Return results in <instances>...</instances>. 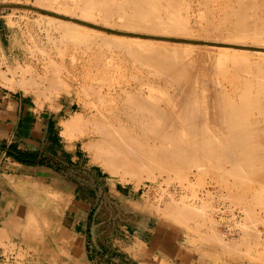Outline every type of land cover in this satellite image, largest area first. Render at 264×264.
Returning <instances> with one entry per match:
<instances>
[{"label":"rangeland","instance_id":"obj_1","mask_svg":"<svg viewBox=\"0 0 264 264\" xmlns=\"http://www.w3.org/2000/svg\"><path fill=\"white\" fill-rule=\"evenodd\" d=\"M96 1L95 0L94 1L93 0L92 1L91 0H89V1L85 0L82 3V0H0V4H11V3L26 4V5L34 6V7L41 9V10H32V9H25V8H18V7H1L0 8V28L2 29V33H3L2 40H3L4 46L7 49L8 53H10L9 56L4 57L3 62H0V68L2 66H4L3 69H7L6 71L1 70L0 75L3 78H6L7 74L10 73L13 75V77H18L21 82H22V80H23V82H24V80L26 81L27 76H29V75L32 76L34 79L37 78V82H39V83H37V92H38L37 96H38L39 109L50 108V109L56 110L58 108L59 100L64 95H65L66 99L71 104V108H70L69 113H67L62 119L58 120V126H57V129L60 133V138H62V140H63L62 144H63L64 155L66 154L69 156L68 164H65V158H64L63 172H61V168H59V173H61L64 176L63 183L59 184L60 187H58L59 182H57V180L54 179L50 185L48 184L45 186L46 187L45 190L42 189V187H41L42 184L39 183V191H38V197H37L38 217H36L38 219L37 231H32V232L29 231L28 228L30 227V225H29V223H27V226H25V230H23L21 233L22 240L19 241L18 243H13L10 240V243L7 246V247H9L7 250H10L9 251L10 254H8V259L6 260V262L1 261L0 264H51L52 261L55 258H57L58 254L60 253V249L58 248V245L61 244L60 239H61L62 233L59 230H61L62 227H59V224H60L62 215L66 213V208H68V209L70 208L71 214L74 211L78 212V210L80 213H83L82 215L85 214L87 232L92 233V234H87V238L88 237L91 239L93 238L95 240H98L100 243L107 242L109 240V241H111L110 243L112 244V242L116 238L120 239V240H123V239L126 240L127 238L125 237V235H126L127 230L130 231V230L137 229V225L139 226L141 224H148L150 229L154 231L151 233L152 236L149 239L152 241L153 245L158 250L157 261L159 262V264H173V263L169 262L170 261L169 252L166 251V253H164L163 250L160 249L163 241H166L165 245H167L169 247L174 246V244H177L179 246V248L183 249L184 253L190 255V257L193 258V263H191V264H264V233H263L264 232L263 231L264 230V218H263L264 217V208H263L264 205L262 204V206H261V203L259 204V202L264 203V200H263L264 199L263 198L264 197L263 196L264 189H262V193H258L259 197H261V196H263V197L258 198V195H256L257 192H259L257 190H261L262 187L264 188V183H263L264 178H263V176L259 177V175H264V174L257 175L258 174L257 173L255 175L254 174L255 172L254 173L249 172L250 173V176H249V174L246 173L245 176H247V174H248V176L251 177L250 183H251L252 187L249 189L255 188V190L257 191V192L253 191V189H252L250 191V192L253 191L252 193H250L248 191V188H247V187H250V183L246 185L247 182H245L246 180L249 182L248 176H247L248 178L242 177V178L246 179L245 181H243L244 185H246V186L242 185L243 186L242 187L240 185V187H239V184L237 183L239 178L236 180L237 177L235 175H234L235 177H230V176H233V174L231 175V173H230V176L228 175L232 169L230 162L228 163L227 161H224V160H219V161H221V162H219L216 159L214 160V158H213V160L217 163L216 165H215V162L213 160H211L212 162L207 161V164L210 163L208 165L205 164V162H204L205 166L203 163L200 164V166L203 165L204 167H206V165H207V167L209 166L207 170H206L207 167L202 169L203 167L199 166L200 167L199 168L198 163H196L195 166H193L194 165L193 164L192 165L193 167L189 166L188 167L189 172L187 169H185L187 167H184V168L182 167L181 168L182 173L185 171L183 173L184 176L181 175L182 174L181 170H178L181 174H178L179 172H177V174H178V176H177V174H175L176 171L172 172L173 170H169L167 172L165 171V172L160 174V171L158 172V170L156 169L154 171L155 174L158 173L157 174L158 178L156 180L143 178L140 182L137 183L138 180L135 178H132L129 175H127V177H126L127 180H122V178H120V176L115 175V174H111L109 171L104 169V167L102 166V164L100 162L94 160L91 157L88 150L83 147L80 140L70 137L69 134L63 133V130L61 127V122L63 120H67L68 118H70V116H72L74 114L78 115V113L79 114L81 113V115H83V118L85 120H88L90 118L88 116L91 115L92 112L95 113V111L99 108L100 103H98V100H100V98H102L100 100V102L101 101L105 102V100L109 101V103L106 102V104H105L107 107H104V103L102 104V102H101V105H100L101 108L104 107V109H106L109 107H113V104L115 105L116 103H117L116 105H119L121 103V99L122 98L124 99L127 96L125 94L122 96V98H121V96L118 97V94L121 93L119 91V87L121 88L123 86L125 87V88L123 87V89H127V90L129 89L130 91L133 89V91H131V94H135V92H136L135 90H138V88H136V87H139V89H140L141 86H144L143 92L144 91L145 92L143 93V96L145 97L146 93H147V95L150 96V93L152 92L153 88H155V85L157 86L159 84L158 85L159 87L157 86L156 90L158 89V91L160 92V95L155 94L156 90H154L153 97L150 96V100H151V97H152V99L154 97L155 98L157 97L158 101H157V99H154L153 101L156 100L159 103L160 107L162 108V106H163V108H166V110L170 107V105L175 106V104H176V106L178 107L179 104H177V103H180V101H178L179 99L176 98V96H174V95L178 93L177 96L179 94H180L179 96H181L184 93L182 90V87L178 88L180 86H176V82L174 83L173 81H171L170 80L171 78L168 79L167 75H166V77L163 76L164 73L160 74L158 71L153 69V68H155L154 66L150 65V67H151L150 68L148 66V64L146 62H144L142 59H141L142 60L141 61L142 65H141V62L139 60L140 58L138 57V59H137V57L135 55H133V51H131L130 49H129V51H127L128 52V54H127L126 50L128 49L129 46L126 47V45H130L132 43H134V45L136 44L135 46L139 45L140 48L142 47L141 45L144 43L146 44V46H148L149 44L151 45L152 42H153V45L157 44L156 42H158V45L161 44L159 46L155 45V47L157 46L158 48L160 46H162L163 44H166V46L168 45V47L172 49V50H170V51H172V54L174 53L173 46H175V45L178 46L177 49H181L179 51L180 52L182 51L183 54L181 53L180 56L178 53H175L174 55H172L170 52L169 57L171 58L173 56L171 59L172 60L175 59L176 61L178 59L175 57L179 56L178 58H180V60H182L181 56H182V58L185 57L186 60L183 59V61H185V64L187 63L186 67L189 63L188 67L186 68V72H188V75L191 76L192 87L197 91L198 96L200 97L198 99L197 98L198 96L196 97V95H195L194 98H196V100L195 99L194 100L200 101L201 104L203 103L202 106H204V104L209 105L212 98H215V97H216V99L221 98V97L216 96L220 92L219 90H221L220 93H222V92H224V90L228 92V89H229V91L233 95L236 96V92H234L235 94L233 93V90L235 88L232 90L233 86L232 85L229 86V83L231 84V81L227 82L228 79H225V78L223 79L222 76L224 74H222L221 69H219V67L221 68L220 62L225 63L224 61L219 60V59H221V56L223 57L222 59H224V56L226 55V58L228 60H230L226 53L224 54V52H221L223 49H225V47H228L227 45L216 46V45H211V44H207V43L204 44V42H203V44H201V43L196 44V43H193L190 41L182 40V38L185 35H180L178 32H176V33L179 35H176L175 32L173 34L172 33H170V34L166 33L165 34L163 32H157L156 33V32H150L147 30L143 31V30H140V28H139V30H138V28L130 29L133 27V25L135 23H133L131 21V23L133 25L131 24L132 27H130V25H129L130 20L129 19L133 18L134 17L133 15L137 16L139 14L143 20H141V18L139 20L138 16H137V18H133L131 20L136 19L139 21H144V20L149 19V17L145 16V14L147 16H149V13L153 11V10L152 11L149 10V8L153 7V6L149 5L150 4L149 2L153 1V3H154L157 0L156 1L155 0H147V1L144 0V1H142L143 2L142 4H140L141 0L137 1V3H134L136 1L132 0V2L134 1L133 5L137 4L138 6L135 5L134 7H136V8L133 7V9H132V7H131L132 5H130L131 11L129 9H126V5H128L127 6V8H128L129 4H131L132 2L129 4L127 3L125 5L126 0H114V3L111 0H108L109 2H107V0H105V1L104 0H100V1L96 0ZM101 1L102 2L104 1V2L102 3ZM162 1L163 2H161V0H160L161 3H158L159 2L158 1V2H156V5L154 4L156 6V10L161 7L160 5L163 6L165 4L166 7L164 6V7H162L163 9L161 8L163 12L160 9L158 10L159 14H160V12L165 13V14L161 13L162 17H164L165 15H168V12H165V8L169 9V6H170V10L173 12V10H175V9L178 10L179 8H181V6H182V8L184 6V8L182 10L179 9L178 12H180V11L181 12H180V14L179 13L178 14L181 15V17H179V16L178 17H179V19H182V18L186 19V18H188V15H190L189 16L190 19H187V20H189L190 28L193 29V30L192 29L191 30L194 31V32H192L189 29L190 33H191L190 37H193L196 39L204 38L203 35L207 36L206 34L209 33V31H207V29L212 30L213 26L216 27V26H220L223 24H225V26H227L226 25V23H227L229 26L228 28H230L232 25H230L229 23L231 22L232 24H234L233 19H235V16H234V14H231V12L228 8H227V10H229V11H227L225 9V14L230 12L232 17L228 13V16H227V14L224 15V16H227L226 19H228V21H225L226 23L223 22V24H221L222 22L221 23L217 22L218 21L217 18H218V16L220 17V14H221V18H223V16H222L224 13L223 9L227 7L226 6L227 3L229 4V5L227 4L228 7L233 6V10L231 9V11H234V7H236L235 3H237L234 0H230V1L229 0H216V1L214 0L215 2L213 0L212 1L207 0V4L209 6L207 4H204L206 2L205 0H203V2H202V0H200V1L199 0H190V1L189 0H185V1L180 0V2L177 1L178 2L177 5H180V7L179 6L174 7L173 10L171 9V6H175L177 3L176 1L174 2L175 5L173 3L174 0L170 1L171 4H173V5H169L168 7H167V5H168L167 1L169 2V0H162ZM187 1L192 5L190 8H187L188 6L187 7L185 6V5H187ZM191 1H192V3H191ZM251 1H253V0H251ZM251 1H248V2L250 3ZM90 2H93V3L96 2L95 4H99V3L100 4H99V6H97V5L92 3L94 6H96L94 8V6ZM105 2L110 3V4H108V5H110V7L108 5H104ZM145 2H148L149 4L145 3ZM208 2H210V3H208ZM224 2H226V3H224ZM254 2H255V0H254ZM254 2L252 3L253 5H254ZM256 2L258 3L261 1L256 0ZM75 3H77V5ZM144 3L146 4V6L147 5H149V6L146 7ZM153 3H151V4L153 5ZM166 3H167V5H166ZM189 3H188V5H189ZM198 3H199V5H198ZM257 3H256V5H257ZM102 4L105 7H109V8L112 7V8L109 10V8L108 9L105 8ZM123 4H124V6H122ZM220 4H222V5L225 4L226 7H224V5H223L224 8L222 7V9H221ZM263 4H264V1L261 2V4L260 3L258 4L260 6L257 5L258 6L257 7V10H258L257 13H260V11H261L260 14H262V11H264L263 10L264 7H262V6H264ZM49 5H51V6H49ZM88 5L92 6L93 9H92V7H89ZM158 5L160 7H158ZM217 5L220 6L219 8L221 9V11L223 13L221 11H218L219 8L216 11L215 6H217ZM67 6H68V8L71 6L72 7L68 9ZM139 6H140L141 10H139ZM141 6L142 7L145 6L146 8L145 7L142 8ZM205 6H206V9H210L209 10L210 12L205 11L206 10ZM213 6H214V8H213ZM62 7L64 10L62 9ZM78 7H80V8H78ZM185 7L187 8V10H184V9H186ZM208 7H211V8H208ZM121 8L126 10L127 12L130 11L129 14L132 13V15L128 14L125 16V14H127V13L124 12L125 14H123V12H121V11H123ZM79 9H81V10H79ZM103 9H104V11H103ZM134 9H136L135 11L137 13L142 11L141 12L142 15H141V13H139V14L135 13L134 14L133 13ZM144 9L146 12L143 11ZM211 9H212V11H211ZM86 10H87V12H85ZM108 11H112V15H111V13H108ZM148 11H149V13H147ZM154 11H155V9H154ZM92 12L95 14V16ZM106 12L110 15H107ZM157 12L155 11V13L157 15H159ZM219 12H221V13H219ZM91 13H92V15H91ZM175 13H177V12H174V15H175ZM206 13H208L209 15ZM215 13H216V15H215ZM232 13H234V12H232ZM118 14L119 15L121 14V15L119 16ZM122 14H123V17L125 16V18H127L129 20V22L126 19L123 21V22L127 21L126 24L122 23V20L124 19V18L122 19ZM150 14H152V13H150ZM154 14H152V18L155 17V18L159 19V17H156L157 15H154ZM178 14H176V15H178ZM199 14H202L203 16L206 14L204 16L205 20H204L203 16L201 17V15H200V17H199ZM60 15L66 16L67 18H63ZM186 15H187V17H186ZM88 16L89 17L92 16V18H89ZM93 16H94V18H93ZM111 16H113L112 19H111ZM117 16H118V18H115ZM143 16H145V17L143 18ZM214 16H216V17H214ZM107 17H108V19H107ZM208 17L209 18L212 17L214 19V22H216L215 24H213L214 23L212 21L213 19H211L213 26L208 24V20H210ZM258 17L260 18V16H258ZM49 18L52 21H50ZM101 18H102V20H100ZM215 18L217 21H215ZM221 18H219V21L222 20ZM230 18H231V21L229 20ZM117 19H119L120 21ZM150 19H151V16H150ZM192 19H193V21H194V19H196L194 21L196 23H198V21L200 19H203L202 20L203 22L200 20L199 23L201 25L203 23L204 24L207 23V24L206 25L203 24L204 25V26H202L203 29L201 32H199L198 30H201L200 29L201 26H200V28L199 27L196 28V26H198L200 24H198V25H195L196 23L193 24ZM263 19H264V16L262 17V21H264ZM62 20H64V21H62ZM75 20H82V21L86 20V22L101 25V26L107 27V28L112 29V30H118L121 32H128V33H130V35L129 34L128 35L122 34V36H121L122 39L119 37V39L117 40L118 35H120V34L103 31L101 29H100L101 31H99L97 28H94V27H91L88 25L85 26V24L79 23ZM105 20H107L109 23H112V25L109 24L108 22H106ZM60 21H62V22H60ZM65 21L70 22V23L75 22V23L81 25V27L85 26L84 28H81L82 29L81 31H84L83 29H85V28H86L87 32L89 30H92V31L88 32L91 35H88V37H86V41H85V39L83 40L81 38L82 36L79 37V35H81V33L85 34V32H81V33L79 32L80 26H79V28H77L78 29L77 32L80 33V34L77 33V35H78L77 36L75 33V30H72V29L68 28L66 25H64V24H66V23H63ZM116 22H117V24H116ZM190 22H191V24H190ZM119 23L121 25H119ZM217 23H219L220 25H218ZM122 24H124V25H122ZM142 25H143V23L140 24L139 26L141 28H143ZM208 25H209V27L207 29H205L206 26H208ZM139 26H137V27H139ZM87 27L88 28L90 27L89 30L87 29ZM222 27L223 26H220V28H222ZM233 27H234V25L231 28H233ZM228 28H226V29H228ZM224 29H218L222 32L218 31L217 29H215L214 31H210L211 34H209V36H212V35L215 36L217 34V33L215 34V32H220L218 34H221V37H214V36H212V37L213 38H220V39L224 40L223 37L226 38L227 35L231 36L229 34L225 35V33H228V32L226 31L224 33V31H223ZM64 30L68 31V34H69L70 30L72 32L74 31L73 33H75V35H76V37H75L76 41H75V38H73L72 40L67 39L69 37H67L68 35H66V36L64 35V32H65ZM203 30H205V32ZM179 32H181V31H179ZM88 33H86V34H88ZM204 33H206V34H204ZM222 33H224L223 36H222ZM163 34H165V36H162ZM53 35H54V37H53ZM124 35H125L124 38L127 37L126 39H123ZM198 35H199V37H198ZM89 36H91L92 38H89ZM128 36H130V37H128ZM134 36L137 38H135ZM77 37L81 38L83 41L80 39L77 40L78 39ZM132 37H134V38H132ZM231 37H233V36H231ZM53 38H54L55 42H53L54 41ZM70 38H72V37H70ZM94 38H95V40H92ZM109 39L111 41H108ZM73 40H74V43H73ZM103 40L104 41L106 40L108 42L104 43V45H103V42H102ZM115 40H117V41H115ZM161 40H163V41H161ZM62 41H64V42H62ZM113 41H114V43H113ZM165 41H166V43H165ZM185 42H187V44L192 43L195 45L193 47L191 46V48H187L188 46H186V48L184 49L182 47H185V46H183V45H186V44H183ZM98 43H99V46H98ZM147 43H149V44H147ZM168 43H170V44H168ZM247 43L249 44V46L245 47V49L246 50L249 49V50L245 51V54H246V52H247V54L249 53L250 55L249 54L248 55L253 60L250 57L249 58L252 61H256L255 60L256 58H257V60L259 59L261 61V59L263 58L262 59V62H263V60H264V53H263L264 52V45H263L264 42L262 44L263 47H254V42L252 43L251 39L248 37ZM118 44L122 45V46H119ZM207 45H208V48H207ZM115 46L117 47V49ZM132 46H133V44H132ZM132 46H130V47H132ZM163 46L166 47L165 45H163ZM212 46H213V48H212ZM87 47H88V49H86ZM215 47H216V49L220 48V50L217 49L215 51ZM203 48H204V50H203ZM188 49H190V50H188ZM251 49L254 50V53H253V50H251ZM256 49L258 51L263 50L262 51L263 54L262 53L260 54V52H261L260 51V52H258V55H257V52H255V51H257ZM148 50L149 49L144 50L145 51L144 53H147ZM185 50H187L186 51L187 56L185 54ZM31 51H33V52H31ZM139 51H140V49H139ZM151 51H152V53L154 52L153 50H151ZM231 51L232 50H230L229 52L235 53L234 51L233 52H231ZM220 52L223 55H221ZM229 52H227V53L230 54ZM188 53H190L189 56H188ZM206 53H209V54H206ZM218 53L220 55H218ZM237 53H235V54H237ZM149 54H151V53L149 52ZM129 55H131V56H129ZM176 55H178V56H176ZM205 55L207 56V58H205L206 57ZM237 55L241 56L242 54L239 53ZM259 55L262 56V58L261 57L259 58L258 57ZM73 56L75 58V61H74V58H72ZM132 56H134V57H132ZM191 56L195 60L192 59ZM208 56H209V58H208ZM187 59L188 60L192 59V60H190L191 62L190 61L188 62ZM62 60L65 61L66 66L64 64L60 65V63H61L60 61H62ZM76 60H78V61H76ZM134 60L136 62H134ZM138 60H139V62H138ZM196 60H198V61H196ZM94 61L96 64L94 63ZM183 61H182V63H183ZM225 61H226V63L224 65H226V64H228V65H226V69L224 68V70L225 71L229 70L230 72H233V70H231V69H234V67L232 68L233 65H231L232 62L231 61L227 62V60H225ZM54 62H56L55 63L56 65H54V66L55 67L57 66L58 69L54 68V66L52 65V63H54ZM101 62H103V63H101ZM197 62L200 64H196ZM217 62H219L218 66H215L217 64ZM58 63H59V65H57ZM145 63L148 67L145 65ZM206 63H207V65H206ZM143 64H144V66H143ZM208 64L210 65V68H209ZM212 64H214V65H212ZM182 65H184V63ZM190 65L192 67H190ZM197 65L200 67H198ZM224 65H223V67H224ZM230 65H231V67H230ZM72 66H75V67L73 68ZM105 66H106V68H105ZM207 66L209 69L207 68ZM214 66L216 68L218 67L220 72L219 71L217 72L218 69L214 70L213 69V68H215ZM227 66H229L230 68L227 69ZM195 67H196V71H195ZM108 69H111V70L106 71ZM138 69L140 70V72L137 71ZM198 69H199V71H198ZM212 69L214 71H216L215 72L216 74L218 73L220 75V76L219 75L218 76L221 77V79H219V77L216 74H214V71H212ZM187 70H190V71H187ZM105 71L107 73H109L111 71L110 72L111 74L109 73V75H108L105 73ZM150 71H151V73H150ZM204 71H206V72H204ZM135 72L136 73L138 72V74H136ZM199 72H201V73H199ZM227 72H225V73H227ZM139 73H140V75H139ZM191 73L193 76L190 75ZM194 73H196L195 74L196 75L195 80H193L194 76H195ZM220 73L222 74V76ZM130 74L131 75L133 74V75L131 76ZM148 74H150V75H148ZM156 74H158V75L154 76ZM159 74H160V77H159ZM134 75L136 77L140 76L139 79L136 77L134 78ZM142 75H143V77H142ZM198 75H203L205 78L203 76H198ZM210 75H211V78H210ZM145 76H146V78H145ZM148 76H149V78H148ZM152 76H154V78ZM47 77H49V78H47ZM54 77H55V79H54ZM112 77H113V79H112ZM201 77H203L204 80L205 79L206 80L204 81L202 78L203 81L202 80L200 81L199 79ZM207 77H208V81H207ZM209 78L210 79L213 78V80L210 81ZM142 79H144L145 81ZM215 79L219 82V84L218 83L216 84L217 81ZM104 80H105V82H104ZM106 80H108V82ZM137 80H139V81H137ZM140 80L142 81L143 85H142V83L141 84L139 83V82H141ZM149 80L151 82L153 81V83H151ZM154 80H156V81H154ZM197 80H199L200 84H202V85L199 86V84H197L198 83ZM221 80H224L225 82L223 81V83H220V82H222ZM146 81H149L150 83L146 82ZM206 81L208 83H206ZM101 82L104 85H102ZM171 82H173L174 86L173 85L171 86V84H172ZM193 82H195V83H193ZM209 82L211 85H209ZM66 83L69 85L70 88L66 89L64 87V85L65 86L67 85ZM128 83H130V85L132 84L133 87L130 88V85L129 86L127 85ZM110 84L112 85V88L109 87V86H111ZM138 84L140 86H138ZM148 84H150L151 87L154 86L151 91H149V88L147 90ZM223 84L225 85L224 90L222 87ZM167 86H168V88H167ZM194 86L198 87V88H195ZM107 87L109 88V90H113V89L114 90L109 91ZM230 87H232V88H230ZM199 88H200V90H199ZM180 90H181V92H180ZM198 90H199L200 94L204 93V95H200ZM161 91H163V93H164L163 96H161V94H162ZM196 91L194 92V94H197ZM137 92L139 93L140 91L138 90ZM170 92L176 98L175 99L176 101L173 100L172 96L169 97L171 95ZM93 93H95V94H93ZM97 93H98V95H97ZM112 93H114V95ZM107 94L108 95L111 94L113 96H111V98H110V95L108 96ZM166 94H167V96H166ZM115 95H117V96H115ZM209 95L211 97V100L209 97V100H208V98H206L208 100V103L203 102L202 100L205 99V96L208 97ZM149 96L147 98H149ZM203 96H204V98H203ZM106 97H108V98L106 99ZM112 97L113 98L115 97L114 98L115 100L112 99ZM116 97H118V98H116ZM166 97L167 98L169 97V98L167 99ZM119 98H120V101L117 100ZM165 98L167 99V101L165 100ZM103 99H104V101H103ZM123 99H122V101H123ZM169 99L173 100V103H169L168 102ZM206 99L204 101L207 102ZM112 100H114L115 102L114 101L112 102ZM161 100H164V101H161ZM213 100L214 101L211 104H214L215 99H213ZM218 100H221V99H218ZM238 100H239V98H238ZM161 103H162V105H161ZM164 103H166L167 105ZM216 103H219V101L217 102V100H216ZM168 104H170V105H168ZM210 105L208 107L212 108ZM85 106L87 108H85ZM90 106H95V107L91 108ZM95 108H97V109L95 110ZM204 109H205V107H204ZM90 111H91V113H89ZM82 112H85V113H82ZM88 113H89V115H88ZM85 116L88 119H86ZM214 117L215 116L213 115V119H214ZM45 160H46L47 164H50V165L55 164V163H57V161H56L57 160V154L47 150ZM203 161H206V160H203ZM225 162H226V164H225ZM218 163L219 164H222V163L225 164L226 165L225 167L222 164L224 167V168L221 167L222 170L224 169V171H226V169H227L228 170L227 175L230 178H233V179L235 178L234 180H236V181L229 179V177H227L228 180L227 179L224 180V178H226L225 176H223V178H221L220 176L223 174L224 171H222V173H221V170L219 171V169H221V168H217ZM227 163H228V165H227ZM196 165L199 168L198 170L196 168ZM211 165H212V167H216V169H217L216 171H219V173H221L220 176L218 175L219 173H217L214 170L215 168L212 169ZM229 166L231 167L230 171L227 168ZM190 168L192 171L190 170ZM209 169H210V171L208 172ZM203 170H204V172L207 173L206 175L204 173H201V171L203 172ZM211 170H212V172H211ZM213 170H214V172H216L217 175L213 172ZM187 172H188V174H187ZM192 172L194 173L193 176H192V174H193ZM172 173H174V174H172ZM185 173H186V175H185ZM198 173L201 175V177L199 176ZM180 175L182 176V178L183 177L185 178L187 175L188 176L183 181V179L181 178ZM195 175H196V177H195ZM223 175H225V172ZM251 175H253L254 177L256 176V178H255L256 180H259V181L263 180V182H259V184L261 183L260 186L262 185L261 188L256 189L259 187V186H257L258 181L256 182V180L253 179L252 178L253 176H251ZM161 176H163L164 179H162ZM218 176H219V178H218ZM191 177H192V179H191ZM197 178H199V179H197ZM257 178H259V179H257ZM252 179L255 180L254 183H253ZM187 180H188V182H187ZM222 180L225 181V184L222 182ZM230 180L234 181V183H233L234 185H231L232 181L230 183L229 182ZM196 181H197V183H196ZM192 183H194V185ZM227 184H229L231 186H229ZM235 184H236V187H235ZM255 184H256V187H255ZM52 185L57 186L56 189L53 188ZM186 185H188V186H186ZM243 188H245V191H241V189H243ZM115 189H118L120 192L118 193ZM167 190L169 191V193ZM193 192H194V194H193ZM245 192H246V195H245ZM254 192H256L255 195H253ZM195 193H196V195H195ZM250 195H251V197H250ZM193 196H194V198H193ZM245 196L250 197V199H253L254 198L253 196H255L257 203H256L255 198H254L255 201H250L249 198H247L248 201H245V203L246 204H247V202H249V203L246 205L243 202L244 200L242 201V199L247 200ZM241 197H242V199L240 201ZM167 201L172 202V203H168ZM174 201H175V203H176V201H178V203H176V204H178L179 206L180 205H187L185 207H188L189 203L190 204L193 203L192 205H194V203L196 201L195 205L197 204V209L194 207L193 208L195 209V211L198 210L197 212H195L198 215L197 216H196V214L194 215L197 218L195 220H197V222L199 221L201 224L202 223H205V224L200 225L199 222H198L199 224L196 223V221L194 219L193 220L191 219L194 216H192V217L190 216L191 220L188 221L186 219V217H187L186 215H183V216H184V220H187V221H183V222L179 221L180 219L177 218L176 216L174 217V214H172V212L168 210L169 206L172 207L175 204V203H173ZM202 204L204 207H207L208 209L206 210V208L204 209V207H202V208H200L201 209L200 210L199 207ZM250 204H252V206ZM254 204H256V205H254ZM245 208H248V209L253 208V209H251L252 212L250 210L252 215H250L249 210H246ZM165 209L168 211V213L166 212ZM169 209H171V208L169 207ZM204 210H205L206 214L208 213L207 216H206V214H204L205 213ZM199 211H200V213H198ZM245 211H247L249 213V215H248L249 217H247V212H245ZM170 212H171V214H170ZM202 215L205 218H203ZM199 216H200V218H199ZM210 216H211V218H210ZM251 216H253L254 218H252ZM188 218H189V216H188ZM202 218L204 220L206 219L205 222H204V220H203V222H201ZM207 218H208V221H207ZM250 218L252 220H250ZM55 220H56V222H55ZM255 220H256V222H255ZM33 221L35 222L34 217L32 219V222ZM57 221H58V226L56 225ZM214 221H215V223H214ZM177 222H179V223H177ZM253 222H255L256 225ZM242 223H244V227H243L244 229L242 228V226H243ZM80 224H82V223H80ZM195 224L199 225V226H196ZM251 224H252V226L254 224L257 229L262 230L261 231L262 236L260 238V241L262 240V242L256 241L257 238L253 237L251 231H253L254 229L257 231V229L255 228V226H254L253 230L250 229L252 227ZM62 225L63 226L66 225L64 218L62 219ZM247 225L250 226L247 228L250 229L251 235L250 234L249 235L252 238H250L249 235H247L248 236L247 238L245 237L246 234H244V233L246 232L245 227ZM191 226H193V228ZM247 228H246V230H248ZM213 229L214 230L216 229V230L214 231ZM205 232L208 234L210 233L209 234L210 237L208 236V238H210L209 240L206 238L207 234H204ZM234 232H236V233H234ZM200 233H202V234H200ZM214 233H216L215 236L212 235ZM203 234L206 236L204 237ZM153 235H155V236H153ZM201 235L203 236V238L201 237ZM217 236H219V238H220V239L218 238L219 240L222 239L221 241L224 244L226 243V245H228L230 243L228 245L229 246L228 249H225L224 246H221L222 244H220L218 241H216L215 237L217 238ZM243 236H244V240L242 239ZM211 237H214V238H211ZM211 239H214L216 242H213L214 240L211 241ZM223 239H224V241H223ZM246 240L247 241L250 240V242L249 243L247 242L246 244L244 243L242 245L241 243H243ZM232 242L236 246L233 247L234 244H232ZM257 242H258V244H257ZM20 243L23 244V247L20 246ZM259 243H261V244H259ZM231 244H232V247H231ZM247 244H249V245H247Z\"/></svg>","mask_w":264,"mask_h":264},{"label":"bare ground","instance_id":"obj_2","mask_svg":"<svg viewBox=\"0 0 264 264\" xmlns=\"http://www.w3.org/2000/svg\"><path fill=\"white\" fill-rule=\"evenodd\" d=\"M83 1H85V0H82V3H83ZM89 1V0H88ZM92 1V0H91ZM94 1V0H93ZM96 1V0H95ZM100 1V0H99ZM105 1V0H104ZM103 1V2H104ZM111 1H113V3H114V0H111ZM129 1V2H128ZM134 1H136V2H134ZM133 2L134 3H137V1H139V0H134ZM142 1H144V0H141L140 2V4H142L143 2ZM145 1H147V0H145ZM156 1V0H155ZM159 1V2H158ZM170 1H173V0H169V2L167 1V3H168V5H167V3H166V5H167V7L169 6V5H173V4H171V2ZM180 2V0H174L173 1V3L174 2ZM185 1V0H184ZM190 1V0H189ZM200 1V0H199ZM206 2L204 3V4H207V0H205ZM208 1H210V0H208ZM212 1V0H211ZM214 1V0H213ZM216 1V0H215ZM214 1V2H215ZM230 1V0H229ZM235 2H237V3H235L236 4V7H234V11H231V9L233 10V6H230V7H228V5L226 4V6H225V4H223L224 5V7H226V8H224L223 7V5L222 4H220V6H221V9H222V7L224 8L223 9V11H224V13L221 11V9L219 8L220 6H215V8H216V11H217V9L219 8V10L218 11H221L222 13H223V18H221V14H220V17L218 16V21L216 20V18H215V21H217V22H219V23H221V24H223V22L224 23H226L225 21H228V19H226V17L228 16V13H229V15L232 17V15L231 14H234V16H235V19H233V23L234 24H232L230 21H231V18L229 19L230 21V25H234V27L233 28H228L229 26H228V24L226 23V25L227 26H225V24H223V25H220L219 23H217L218 25H220V26H223L225 29L226 28H228V29H224L223 27L222 28H220V26H216V27H214L213 25H212V21L214 22V19L211 17V18H209L210 20H208V24L209 25H211V26H213L212 28V30H208L207 28L209 27V25L208 26H206V28L205 29H207V31H209V33L208 34H206V33H204V34H206L207 36H205V35H203V37L204 38H202V39H196V38H193V37H190V35H191V33H190V30L192 29V28H190V25H189V20H187V19H190L189 18V16L190 15H188V18H186V19H179V17H181V15H179L180 14V12H178L179 11V9L180 10H182L183 8H184V6H183V8H182V6H181V8H179L178 10L177 9H175V10H173V8L174 7H180V5H177L178 4V2L176 3V5H175V3H174V5L175 6H171V9L173 10V12L170 10V6H169V9H167V8H165V12H168V15H165L164 17H162V14H165V13H162L163 11H162V7H164L165 6V4L162 6V5H158V7H160V8H158L157 10H156V2H158V3H161V2H163L162 0H161V2H160V0H157L156 2H154L153 3V1H151V2H145V3H148L149 5H151V6H153V7H151V8H149V10H153L154 11V9H155V11L157 12L159 9L162 11V12H160V14H159V11L157 12L159 15H157L156 13H155V11L153 12H150V13H152V14H154V15H157L156 17H159V19L158 18H155V17H153L152 18V14H150L149 13V11L147 12V13H149V16H147L144 12V14H145V16L146 17H149V19H147V20H144V21H139L140 20V18H141V16H140V14L139 13H141V12H136L135 10L136 9H134V14L135 13H137V14H139V15H137L139 18V20H136V19H134V20H131V19H133V18H137V16L136 15H133L132 17L133 18H131V19H129L130 20V22H129V20L127 19V18H125V16L126 15H128L129 14V12L131 11V7H132V9H133V7L135 6V5H137V4H135V5H133V2H132V0H126L125 1V5L128 3H131V4H129V7L127 8V6L128 5H126V9H129L130 11L129 12H127L126 10H124V9H122L123 11H121V12H123V14H125V13H127V14H125V16L123 17V14H122V23H127V21L126 22H123L125 19L126 20H128V22H129V25H130V27H132L131 26V21L133 22V23H135L134 25H133V27L132 28H130V29H136V28H138V30H139V28H140V30H143V31H145V30H147V31H150V32H163V33H167V34H170V33H174L175 32V34L176 35H185L183 38H182V40H185V41H190V42H193V43H201V44H203V42H204V44L205 43H207V44H211V45H216V46H218V45H227L228 47H225V49H223L221 52H224V54L226 53L227 55H228V58L230 59V60H228L227 58H226V55L224 56V59L225 60H227V62H229V61H231L232 62V64L231 65H233L232 66V68L234 67V69H231V70H233V72H230L229 70H224V68L226 69V65H228V64H226V65H224L225 63H226V61L224 60V59H222L223 57L221 56V59H219V60H222V61H224L225 63H223V62H220L221 63V68L219 67V69H221V71H222V74H224L223 76H222V74H221V76H222V78L224 79H228V81L227 82H229V81H231V84L229 83V86H233V88L232 87H230V88H232V90H233V93L234 92H236V96L235 95H233L230 91H229V89H228V92L227 91H225L224 90V87H225V85L223 84L222 85V87H223V90H224V92H222V93H220L221 92V90H219L220 92V94L218 93L216 96L217 97H221V98H218V99H221V100H218V99H216V97L215 98H212V100H211V97H210V95L208 96V97H206L205 96V99L206 98H208V100H209V97H210V100L212 101H210V103H209V105L211 104V103H213V99H215V102H214V104H211L210 106L212 107V108H210V107H208L209 105L207 104H204V106H202V104L200 103V101H195L196 100V98H194V96L196 95V97L198 96V93H197V91L192 87V81H191V76H189L188 75V72H186V68L188 67V65H189V63H188V65H187V67H186V64H185V61H183V59H185V57L184 58H182V56H181V59L182 60H180V58H178L179 56H180V54L182 53L183 54V52L181 51H179V50H181V49H177L178 48V46H173V51H174V53L172 54V51H170V50H172L171 48H169L168 47V45L166 46V44H163V45H165L166 47H164L163 45V47L162 46H160L159 48L157 47V46H159V45H161V44H159L158 45V42H156L157 44H154L153 45V42L151 43V45L149 44V43H147V44H149L148 46H146V44L144 43V44H142L141 46V48H140V46L139 45H137V46H135L134 45V43H132L133 44V46H132V44H130V45H126V47H130V46H132V47H128V49L126 50V53L128 54V52L127 51H129V49L131 50V51H133V55H135L136 57H137V59H138V57L140 58L139 60H140V62L143 60L144 62H146L147 64H148V66L150 67V65L151 66H154L155 68H153V69H155L156 71H158L160 74L162 73H164L163 74V76H165L166 77V75H167V78L168 79H170L171 81H173L174 83L176 82V86H180V87H178V88H181L182 87V90H183V96L181 95V96H177V94H175L174 96H176V98H178L179 100L178 101H180V103H177V104H179L178 105V107L176 106V104H175V106H171L170 104H168V105H170V107L166 110V108H163V106H162V108L160 107V105H159V103L157 102L158 101V99H157V97L155 98H153L152 99V97H153V92H154V90H156V88H157V86L159 85H155V88H153V87H151L150 86V84H148V87H147V90H148V88H149V91H151L152 90V88H153V90H152V92L150 93V96H152L151 97V100H150V96L149 95H147V93H146V95H145V97L143 96V93L145 92H143V87L144 86H141L140 87V89H139V87H136V88H138V90L140 91L139 93L137 92L138 90H135L136 92H135V94H131V91H133V89L130 91L129 89L127 90V89H123V87H119V91L121 92L120 94H118V97L119 96H121V98H122V96L123 95H127L124 99H123V101H122V99H121V105L119 104V105H114L113 104V107H109V108H106V109H104V107H107L105 104H106V102H108L109 103V101H106L105 100V102H102V104L104 103V107L103 108H101V102H100V100L102 99V98H100V100H98V103H100V105H99V108L97 109V108H95V113L94 112H92V114L91 115H89V113H91V111L88 113V117H90L89 119L85 116V118L86 119H88V120H85L84 118H83V115H81V113L79 114L78 113V115H72V116H70V118H68L67 120H63L62 122H61V127H62V130H63V133H66V134H69L70 135V137H72V138H75V139H78V140H80L81 141V143H82V145H83V147L85 148V149H87L88 150V152L90 153V155H91V157L94 159V160H96V161H98V162H100L101 164H102V166L104 167V169L105 170H107V171H109L111 174H115V175H118V176H120V178H122V180H127L126 179V177H127V175H129V176H131L132 178H135V179H137L138 181H137V183L138 182H140L143 178H146V179H151V180H156L157 178H158V176H157V174H155L154 173V171L157 169L158 170V172L160 171V174L161 173H163V172H167V171H169V170H173L172 172H175L176 171V173L175 174H177V172H179L178 170H181V168L183 167H187V168H185V169H187L188 170V172H189V166L191 167L193 164V166H195V164L196 163H198L197 165H198V167L200 166V164H204V162H205V164H207V161L208 162H210L211 160H213V158H214V160L216 159V160H224V161H227L228 163L230 162V164H231V166H232V169H231V167L229 166V167H227L228 169H229V171H230V169H231V171L229 172V176H230V173H231V175L233 174V176H230V177H237L236 178V180L238 179V181H237V183L239 184V187H240V185L242 186V185H244V183H243V181H245L246 179H244V178H242V177H245V178H248L249 176H250V173L249 172H255L254 174L256 175L257 173V175H259V174H264L263 172H264V60H263V62H262V56H258L259 58L261 57L262 59H261V61L258 59L257 60V58L255 59L256 61H252L253 59L247 54V52H246V54H245V51H247V50H249V49H245V47H247V46H249V44L247 43V39H248V37L251 39V42L253 43L254 42V47H263L262 46V44H263V42H264V21H262V17L264 16L263 14H264V11H262V14H260L261 13V11H260V13H257V7L258 6H260V5H258L259 3L261 4V2H263L262 0H259V1H261V2H256V0H255V2H254V0L253 1H251V0H234ZM248 1H251L250 3L248 2ZM70 2V1H69ZM80 2V1H79ZM87 2V1H86ZM97 2V1H96ZM95 2V3H96ZM102 2V1H101ZM102 2V3H103ZM107 2H109L108 0H107ZM182 2V1H181ZM202 2H203V0H202ZM222 2V1H221ZM254 2V5L252 4ZM91 4L93 3V2H90ZM95 3H93V4H95ZM99 3V2H98ZM144 3V4H145ZM151 3H153V5L151 4ZM157 3V4H158ZM170 3V4H169ZM188 1H187V5H185L187 8H190L192 5L189 3V5H188ZM191 3H192V1H191ZM208 3H210V2H208ZM224 3H226V2H224ZM234 3V2H233ZM256 3H257V5H256ZM71 4V3H70ZM69 4V5H70ZM76 5H77V3H75ZM92 4V5H93ZM100 4V3H99ZM99 4H95V5H97V6H99ZM108 4H110V3H104V5H108ZM139 4V5H140ZM155 4V5H154ZM180 4V3H179ZM184 4V3H183ZM182 4V5H183ZM203 4V3H202ZM52 5V4H51ZM51 5H49V6H51ZM66 5V4H65ZM103 5V4H102ZM103 5V6H104ZM121 5V4H120ZM130 5H132L131 7H130ZM149 5H147V6H149ZM198 5H199V3H198ZM208 5V4H207ZM206 5V6H207ZM264 5V4H263ZM53 6V5H52ZM57 6V5H56ZM89 6V5H88ZM94 6V5H93ZM102 6V7H103ZM109 7H110V5H108ZM112 6V5H111ZM122 6H124V4L122 5ZM138 6V5H137ZM145 6H146V4H145ZM144 6V7H145ZM146 6V7H147ZM201 6V5H200ZM199 6V7H200ZM203 6V5H202ZM206 6H205V9H206ZM209 6V5H208ZM212 6V5H211ZM262 6V5H261ZM72 7V6H71ZM71 7H69V8H71ZM89 7H92V6H89ZM96 6H94V8H95ZM105 7V6H104ZM109 7H105V8H109ZM121 7V6H120ZM142 7V6H141ZM144 7H142V8H144ZM145 7V8H146ZM166 7V6H165ZM185 7V8H186ZM232 7V8H231ZM262 7H264V6H262ZM67 8H68V6H67ZM68 8V9H69ZM78 8H80V7H78ZM85 8V7H84ZM112 8V7H111ZM111 8H109V10L111 9ZM134 8H136V7H134ZM153 8V9H152ZM162 8V9H161ZM187 8L186 9H184V10H187ZM201 8V7H200ZM204 8V7H203ZM208 8H211V7H208ZM213 8H214V6H213ZM227 8L230 10V12H231V14H230V12H228V13H226L227 14V16H224V15H226L225 14V9L227 10ZM62 9H63V7H62ZM73 9V8H72ZM92 9H93V7H92ZM138 9V8H137ZM192 9V8H191ZM263 9V8H262ZM61 10V9H60ZM64 10V9H63ZM79 10H81V9H79ZM91 10V9H90ZM89 10V11H90ZM139 10H141L140 9V6H139ZM189 10V9H188ZM193 10V9H192ZM201 10V9H200ZM203 10V9H202ZM210 9H206L205 11L207 12V11H209ZM215 10V9H214ZM229 10H227V11H229ZM260 10V9H259ZM264 10V9H263ZM68 11V10H67ZM72 11V10H71ZM103 11H104V9H103ZM102 11V12H103ZM106 11V10H105ZM143 11H145V9L143 10ZM204 11V10H203ZM211 11H212V9H211ZM215 11V12H216ZM226 11V12H227ZM85 12H87V10L85 11ZM100 12V11H99ZM125 12V13H124ZM146 12V11H145ZM174 12H177V13H175V15H174ZM188 12V11H187ZM210 12V11H209ZM221 12H219V13H221ZM232 12H234V13H232ZM67 13V12H66ZM89 13V12H88ZM93 13V12H92ZM92 13H91V15H92ZM101 13V12H100ZM108 13H111V15H112V11H108ZM107 12H106V14L107 15H110V14H108ZM162 13V14H161ZM179 13V14H178ZM192 13V12H191ZM205 13V12H204ZM94 14V13H93ZM143 14V15H144ZM176 14H178V15H176ZM187 14V13H186ZM203 14V13H202ZM202 14H199V17H200V15H201V17L203 16ZM206 14H208V13H206ZM205 14V15H206ZM218 14V13H217ZM260 14V15H259ZM80 15V14H79ZM82 15V14H81ZM116 15V14H115ZM119 15V14H118ZM121 15V14H120ZM119 15V16H120ZM129 15H132V13L131 14H129ZM141 15H142V13H141ZM153 15V16H154ZM161 15V16H160ZM204 15V16H205ZM209 15V14H208ZM207 15V16H208ZM211 15V14H210ZM214 15V14H213ZM215 15H216V13H215ZM85 16V15H84ZM94 16H95V14H94ZM94 16H93V18H94ZM145 16H143V18L145 17ZM150 16H151V19H150ZM179 16V17H178ZM185 16V15H184ZM183 16V17H184ZM192 16V15H191ZM204 16H203V18H204ZM258 16H260V18L258 17ZM82 17V16H81ZM89 17V16H88ZM99 17V16H98ZM112 17L113 16H111V19H112ZM186 17H187V15H186ZM214 17H216V16H214ZM225 17V18H224ZM89 18H92V16H90ZM100 18V17H99ZM105 18V17H104ZM115 18H118V16L117 17H115ZM155 18V19H154ZM185 18V17H184ZM198 18V17H197ZM196 18V19H197ZM207 18V19H208ZM219 18H221L220 20L221 21H219ZM234 18V17H233ZM259 18V19H258ZM50 19V18H49ZM106 19V18H105ZM107 19H108V17H107ZM196 19H194V21L196 20ZM211 19H213L212 21H211ZM226 19V20H225ZM100 20H102V18L100 19ZM117 20H119V19H117ZM141 20H143L142 18H141ZM183 20V21H182ZM198 20V19H197ZM201 21L203 20V19H200ZM199 20V21H200ZM204 20H205V18H204ZM264 20V19H263ZM50 21H52L51 19H50ZM57 21V20H56ZM62 21H64V20H62ZM62 21H60V22H62ZM86 21V20H85ZM106 22H108L107 20H105ZM120 21V20H119ZM192 21H193V19H192ZM193 21V24L194 23H196V22H194ZM199 21H198V23H196L195 25H198V24H200L199 23ZM207 21V20H206ZM211 21V22H210ZM203 22V21H202ZM205 22V21H204ZM211 24H210V23ZM63 23H66V24H64V25H66L68 28H70V29H72V30H75V33H76V35H77V28H79V26H80V29H79V32L81 33V32H85V34H83V33H81V35H79V37H81L83 40L85 39V41H86V37H88V35H91L90 33H88L89 31H92V30H89V28L87 27V29L89 30L88 32H87V30H86V28L85 29H83L84 31H81L82 29L81 28H84L85 26H82L81 27V25H79V24H77V23H70V22H67V21H65V22H63ZM109 23V22H108ZM121 23V22H120ZM119 23V25H121ZM143 23V28H141L139 25L140 24H142ZM206 23V22H205ZM216 22H214L213 24H215ZM109 24H111L112 25V23H109ZM116 24H117V22H116ZM139 24V25H138ZM190 24H191V22H190ZM204 24V23H203ZM198 25V26H196V28L197 27H199L200 28V26H201V30H198L199 32H201L202 31V26H204V25H206V24H204V25ZM122 25H124V24H122ZM139 26V27H137V26ZM128 26V25H127ZM210 26V27H211ZM54 27V26H53ZM219 27V28H218ZM59 28V27H58ZM61 28V27H60ZM190 29V30H189ZM211 29V28H210ZM215 29H224L223 31H224V33L227 31L228 33H225V35L226 34H229V35H231V36H233V37H231V36H228L227 35V37L225 38V37H223L224 38V40H222V39H220V38H213L212 36H214V35H212V36H209V34H211V32L210 31H214ZM86 30V31H85ZM94 30V29H93ZM99 31H101L100 29H98ZM193 30V29H192ZM191 30V31H192ZM197 30V29H196ZM47 31V30H46ZM65 31V30H64ZM146 31V32H147ZM179 31H181V32H179ZM204 32H205V30H203ZM218 31H220V30H218ZM52 32V31H51ZM72 31L70 30V32H69V34H68V31H65L64 32V35L66 36V35H68L67 37H69V38H67V39H73V38H75L76 37V35H75V33H71ZM96 32V31H95ZM176 32H178L179 34H177ZM192 32H194V31H192ZM220 32H222V31H220ZM220 32H215V36L214 37H221V34H218V33H220ZM71 33V34H70ZM80 33H78V34H80ZM86 33H88V34H86ZM213 33V32H212ZM224 33H222V36H223V34ZM83 34V35H82ZM165 34H163L162 36H165ZM174 34V35H175ZM214 34V33H213ZM94 35V34H93ZM219 35V36H218ZM52 36V35H51ZM74 36V37H73ZM78 36V35H77ZM85 36V37H84ZM121 36H122V34H120V35H118V38H117V40L119 39V37L121 38ZM132 36V35H131ZM167 36V35H166ZM172 36V35H171ZM201 36V35H200ZM53 37H54V35H53ZM70 37H72V38H70ZM105 37V36H104ZM117 37V36H116ZM125 37V35L123 36V39H126V38H124ZM128 37H130V36H128ZM135 37V36H134ZM134 37H132V38H134ZM170 37V36H169ZM180 37V36H179ZM198 37H199V35H198ZM78 38V37H77ZM81 38H78L77 40H82ZM89 38H92L91 36H89ZM100 38V37H99ZM107 38V37H106ZM135 38H137V37H135ZM52 39V38H51ZM56 39V38H55ZM105 39V38H104ZM115 39V38H114ZM122 39V38H121ZM154 39V38H153ZM53 40H54V38H53ZM60 40V39H59ZM82 40V41H83ZM92 40H95V38L94 39H92ZM107 40V39H106ZM102 41L103 42V45H104V43H107L108 41H111L110 39L108 40V41ZM117 40H115V41H117ZM159 40V39H158ZM165 40V39H164ZM253 40V41H252ZM75 41H76V38H75ZM149 41V40H148ZM160 41V40H159ZM161 41H163V40H161ZM52 42V41H51ZM53 42H55V40L53 41ZM60 42V41H59ZM62 42H64V41H62ZM96 42V41H95ZM100 42V41H99ZM73 43H74V40H73ZM113 43H114V41H113ZM112 43V44H113ZM130 43V42H129ZM165 43H166V41H165ZM180 43V42H179ZM45 44V43H44ZM87 44V43H86ZM91 44V43H90ZM97 44V43H96ZM168 44H170V43H168ZM177 44V43H176ZM183 44H186V45H183ZM182 45L183 46H185V47H182V48H186V46H188L187 48H191V46L193 47L195 44H192V43H188L187 44V42H185V43H183ZM114 45V44H113ZM119 45V44H118ZM155 45H157L156 47H155ZM174 45V44H173ZM264 45V44H263ZM98 46H99V43H98ZM117 46V45H116ZM115 46V47H116ZM119 46H122V45H119ZM135 46V47H134ZM223 46V47H224ZM230 46V47H229ZM89 47V46H88ZM88 47L86 48V49H88ZM125 47V46H124ZM125 47V48H126ZM134 47V48H133ZM211 47V46H210ZM241 49H240V48ZM107 48V47H106ZM113 48V47H112ZM132 48V49H131ZM136 48V49H135ZM138 48V49H137ZM181 48V47H180ZM205 48V47H204ZM204 48H203V50H204ZM207 48H208V45H207ZM212 48H213V46H212ZM49 49V48H48ZM51 49V48H50ZM63 49V48H62ZM100 49V48H99ZM116 49H117V47H116ZM123 49V48H122ZM139 49H140V51H139ZM147 49H149L148 51H147V53H144L145 51L144 50H147ZM199 49V48H198ZM217 49H219L220 50V48H217ZM216 49V47H215V51L217 50ZM59 50V49H58ZM151 50H153L154 52L152 53V51ZM188 50H190V49H188ZM192 50V49H191ZM230 50H232L231 52H235V53H237V54H242L241 56L239 55H237V54H235V53H230L229 51ZM251 50H253V49H251ZM257 50V49H256ZM260 50V49H259ZM42 51V50H41ZM179 51V52H178ZM187 50H185V54L187 53L186 52ZM201 51V50H200ZM214 51V50H213ZM261 51V50H260ZM260 51H255V52H257V55H258V52H260ZM263 51V50H262ZM262 51L260 52V54L262 53ZM31 52H33V51H31ZM149 52L151 53V54H149ZM171 52V54L172 55H174L175 53H178L179 54V56L178 55H176V56H178V57H175V58H177L178 60L176 61L174 58V60H172L171 58L173 57L172 55V57L170 58L169 57V53ZM190 52V51H189ZM204 52V51H203ZM221 52H220V54H221ZM227 52H229L230 54H228ZM244 52V53H243ZM199 53V52H198ZM215 53V52H214ZM253 53H254V50H253ZM252 53V54H253ZM264 53V52H263ZM262 53V54H263ZM189 54L190 53H188V56H189ZM192 54V53H191ZM201 54V53H200ZM206 54H209V53H206ZM219 53H218V55H220ZM233 56H232V55ZM235 54V55H234ZM103 55V54H102ZM221 55H223V54H221ZM231 55V56H230ZM245 55V56H244ZM63 56V55H62ZM100 56V55H99ZM125 56V55H124ZM129 56H131V55H129ZM128 56V57H129ZM184 56V55H183ZM186 56H187V54H186ZM203 56V55H202ZM206 56V55H205ZM235 56V57H234ZM248 56V57H247ZM253 56V55H252ZM97 57V56H96ZM132 57H134V56H132ZM192 57V56H191ZM190 57V58H191ZM231 57V58H230ZM252 59H250V58ZM255 57V56H254ZM51 58V57H50ZM72 58H74V56L72 57ZM131 58V57H130ZM196 58V57H195ZM205 58H207V56L205 57ZM208 58H209V56H208ZM97 59V58H96ZM142 59V60H141ZM192 59H194L193 57H192ZM192 59H190V60H192ZM215 59V58H214ZM232 59V60H231ZM95 60V59H94ZM139 60H138V62H139ZM186 60V59H185ZM188 60V59H187ZM190 60H188V62L190 61ZM195 60V59H194ZM193 60V61H194ZM202 60V59H201ZM208 60V59H207ZM218 60V61H219ZM43 61V60H42ZM74 61H75V58H74ZM76 61H78V60H76ZM97 61V60H96ZM181 61V62H180ZM182 61H183V63H184V65H182L183 63H182ZM196 61H198V60H196ZM38 62V61H37ZM41 62V61H40ZM61 62V63H60ZM59 63H60V65H65V61L64 60H62V61H60ZM134 62H136L135 60H134ZM191 62V61H190ZM207 62V61H206ZM56 62H54V63H52V65L54 66V65H56L55 64ZM59 63L57 64V65H59ZM94 63H95V61H94ZM101 63H103V62H101ZM146 63H145V65H146ZM218 63L219 62H217V64L215 65V66H218ZM96 64V63H95ZM196 64H200V63H196ZM215 64V63H214ZM214 64H212V65H214ZM28 65V64H27ZM102 65V64H101ZM100 65V66H101ZM141 65H142V62H141ZM206 65H207V63H206ZM209 65V64H208ZM223 65H224V67H223ZM231 65H230V67H231ZM66 66V65H65ZM96 66V65H95ZM137 66V65H136ZM143 66H144V64H143ZM147 66V65H146ZM147 66V67H148ZM194 66V65H193ZM198 66V65H197ZM214 66V67H215ZM73 68L75 67V66H72ZM77 67V66H76ZM146 67V68H147ZM185 67V68H184ZM190 67H192L191 65H190ZM189 67V68H190ZM198 67H200V66H198ZM197 67V68H198ZM229 66H227V69L228 68H230ZM18 68V67H17ZM47 68V67H46ZM54 68H57V66L55 67L54 66ZM105 68H106V66H105ZM151 68V67H150ZM207 68H208V66H207ZM209 68H210V65H209ZM208 68V69H209ZM27 69V68H26ZM58 69V68H57ZM68 69V68H67ZM99 69V68H98ZM152 69V70H153ZM214 70L215 69H218V67L216 68H213ZM212 69V71H214ZM217 70V72L219 71L220 72V70ZM21 70V69H20ZM105 70V69H104ZM109 70H111V69H108V70H106V71H109ZM57 71V70H56ZM105 71V73L106 74H108L109 75V73L111 72H109V73H107ZM113 71V70H112ZM138 72H140V70L138 69L137 70ZM187 71H190V70H187ZM193 71V70H192ZM195 71H196V67H195ZM198 71H199V69H198ZM227 72V73H225V72ZM138 72L136 73V74H138ZM204 72H206V71H204ZM209 72V71H208ZM216 71H214V74H216L215 73ZM224 72V73H223ZM103 73V72H102ZM104 73V74H105ZM134 73V72H133ZM150 73H151V71H150ZM190 73V72H189ZM193 73V72H192ZM192 73L190 74V75H192ZM199 73H201V72H199ZM59 74V73H58ZM111 74V73H110ZM160 74H159V77H160ZM196 73H194V75H195ZM198 74V73H197ZM212 74V73H211ZM131 75V74H130ZM129 75V76H130ZM133 75V74H132ZM131 75V76H132ZM139 75H140V73H139ZM148 75H150V74H148ZM158 74H156V75H154V76H157ZM217 76L219 75L218 73L216 74ZM68 76V75H67ZM154 76H152L153 78H154ZM193 76V75H192ZM198 76H203V75H198ZM208 76V75H207ZM220 76V75H219ZM218 76V77H219ZM51 77V76H50ZM108 77V76H107ZM127 77V76H126ZM136 76L134 75V78H135ZM140 77V76H139ZM139 77L137 76L136 78H138L139 79ZM142 77H143V75H142ZM204 77V76H203ZM203 77H201L199 80L201 81L202 80V78ZM26 78V77H25ZM45 78V77H44ZM47 78H49V77H47ZM52 78V77H51ZM50 78V79H51ZM105 78V77H104ZM109 78V77H108ZM107 78V79H108ZM129 78V77H128ZM131 78V77H130ZM145 78H146V76H145ZM148 78H149V76H148ZM195 78H196V75L194 76V79L193 80H195ZM205 78V77H204ZM204 78H203V80H204ZM210 78H211V75H210ZM209 78V79H210ZM33 79V78H32ZM46 79V78H45ZM54 79H55V77H54ZM112 79H113V77H112ZM156 79V78H155ZM160 79V78H159ZM166 79V78H165ZM198 79V78H197ZM217 79V78H216ZM215 79V80H216ZM219 79H221V77H219ZM47 80V79H46ZM53 80V79H52ZM109 80V79H108ZM108 80H106L107 82H108ZM142 80H144V79H142ZM167 80V79H166ZM199 80H197V84H199V86L200 85H202V84H200V82H199ZM202 80V81H203ZM206 80V79H205ZM204 80V81H205ZM213 80V78L212 79H210V81H212ZM29 80H24V84H26L27 82H28ZM49 81V80H48ZM66 81V80H65ZM112 81V80H111ZM137 81H139V80H137ZM141 81V80H140ZM145 81V80H144ZM143 81V82H144ZM150 81V80H149ZM149 81H146V82H149ZM154 81H156V80H154ZM164 81V80H163ZM207 81H208V77H207ZM206 81V83H208ZM217 81V80H216ZM222 82H220V83H223V81L224 80H221ZM52 82V81H51ZM50 82V83H51ZM104 82H105V80H104ZM110 82V81H109ZM151 82V81H150ZM149 82V83H150ZM170 82V81H169ZM173 82H171L172 84H171V86L173 85ZM225 82V81H224ZM226 82V83H227ZM23 83H21L22 85H24ZM37 83H39V82H37V78L36 79H33L32 80V88H33V90L34 91H36L35 93L36 94H38V92H37ZM102 83V82H101ZM118 83V82H117ZM116 83V84H117ZM140 84L142 83V81L141 82H139ZM145 83V82H144ZM151 83H153V81L151 82ZM193 83H195V82H193ZM202 83V82H201ZM204 83V82H203ZM213 83V82H212ZM219 84V82L217 81L216 82V84ZM28 84H29V82H28ZM27 84V85H28ZM52 84V83H51ZM65 84V83H64ZM67 84V83H66ZM107 84V83H106ZM105 84V85H106ZM113 84V83H112ZM121 84V83H120ZM119 84V85H120ZM124 84V83H123ZM169 84V83H168ZM178 84V85H177ZM102 85H104L103 83H102ZM111 85V84H110ZM128 86L130 85V83H128L127 84ZM126 85V86H127ZM132 85V84H131ZM130 85V88L131 87H133V85L131 86ZM136 85V84H135ZM142 85H143V83H142ZM161 85V84H160ZM163 85V84H162ZM194 85V84H193ZM196 85V84H195ZM209 85H211L210 84V82H209ZM101 86V85H100ZM107 86V85H106ZM121 86V85H120ZM138 86H140L139 84H138ZM174 86V85H173ZM35 87V88H34ZM64 87L67 89V88H70L69 87V85L67 84L66 86L64 85ZM109 87H111L112 88V85L111 86H109ZM159 87V86H158ZM195 87V86H194ZM219 87V86H218ZM217 87V88H218ZM228 87V86H227ZM102 88V87H101ZM108 88V87H107ZM110 88V89H111ZM125 88V87H124ZM129 88V87H128ZM165 88V87H164ZM163 88V89H164ZM167 88H168V86H167ZM174 88V87H173ZM192 88V89H191ZM195 88H198V87H195ZM41 89V88H40ZM160 89V88H159ZM171 89V88H170ZM175 89V88H174ZM107 90V89H106ZM108 90H109V88H108ZM114 90V89H113ZM113 90H109V91H113ZM122 90V91H121ZM168 90V89H167ZM176 90V89H175ZM174 90V91H175ZM196 91V93L197 94H194V92ZM199 90H200V88H199ZM199 90H198V92H199ZM217 90V91H218ZM231 90V89H230ZM101 91V90H100ZM99 91V92H100ZM118 91V92H119ZM158 89L156 90V92H155V94H159L160 95V92L158 91ZM177 91V90H176ZM94 92V91H93ZM98 92V93H99ZM108 92V91H107ZM117 92V91H116ZM167 92V91H166ZM179 92V91H178ZM180 92H181V90H180ZM230 92V93H229ZM98 93H97V95H98ZM133 93V92H132ZM161 96H163L164 95V93H163V91H161ZM175 93V92H174ZM217 93V92H216ZM93 94H95V93H93ZM113 95H114V93H112ZM116 94V93H115ZM154 94V95H155ZM170 94H171V92H170ZM169 94V95H170ZM199 94H200V92H199ZM235 94V93H234ZM108 95V94H107ZM110 95V98H111V96H113V95H111V94H109ZM108 95V96H109ZM200 95H204V93H202V94H200ZM101 96V95H100ZM99 96V97H100ZM115 96H117V95H115ZM149 96V98H147ZM158 96V95H157ZM160 96V97H161ZM166 96H167V94H166ZM173 97V100H175L176 98L173 96V94H171L169 97ZM103 97V96H102ZM105 97V96H104ZM118 97H116V98H118ZM168 97V98H169ZM108 97H106V99H107ZM115 98V97H114ZM113 97H112V99H114ZM167 98V97H166ZM165 98V100L167 101V99ZM198 99L200 98L199 96L197 97ZM203 98H204V96H203ZM238 98H239V100H238ZM154 99H157V101L155 100V101H153ZM171 99V98H170ZM169 99V100H170ZM195 99V100H194ZM202 99V98H201ZM200 99V100H201ZM205 99H203L202 101L203 102H205V103H208V100H207V102L206 101H204ZM115 100V99H114ZM114 100H112V102L114 101ZM118 101H120V98L119 99H117ZM168 100V102L169 103H173V100H170L169 101ZM194 100V101H193ZM216 100H217V102L219 101V103H216ZM103 101H104V99H103ZM161 101H164V100H161ZM176 101V100H175ZM201 101V102H202ZM111 102V103H112ZM115 102V101H114ZM160 102V101H159ZM167 102V103H168ZM163 103V102H162ZM162 103H161V105H162ZM96 104V103H95ZM164 104H166V103H164ZM98 105V104H97ZM167 105V104H166ZM173 105V104H172ZM112 106V105H111ZM91 108L93 107H95V106H90ZM204 107H205V109H204ZM207 107V108H206ZM85 108H87L86 106H85ZM89 108V107H88ZM83 109V108H82ZM90 109V108H89ZM109 109V110H108ZM93 110V109H92ZM82 113H85V112H82ZM213 115L215 116L214 117V119H213ZM211 158V159H210ZM208 159V160H207ZM203 160H206V161H203ZM213 160V161H214ZM212 162V161H211ZM215 162V161H214ZM219 162H221V161H219ZM232 162V163H231ZM228 163H227V165H228ZM205 164H204V166H205ZM208 164H210V163H208ZM207 164V165H208ZM212 164V163H211ZM214 164V163H213ZM217 163L215 162V165H216ZM223 164V163H222ZM219 164L218 163V165H217V168H221V167H223V165H224V167L226 166L225 164H226V162H225V164ZM197 165H196V168H197V170L200 168V167H203L202 169H204V168H206L207 167V165H206V167H204L203 165H201L199 168L197 167ZM220 165V166H219ZM192 166V167H193ZM209 167V166H208ZM208 167L206 168V170L208 169ZM211 167H212V165H211ZM223 167V168H224ZM215 168V169H214ZM212 169H214L215 171L217 170L216 169V167H212ZM249 169V170H248ZM190 170H191V168H190ZM196 170V171H197ZM214 170H213V172H214ZM221 170V173H222V171H224V169L222 170V168L221 169H219V171ZM192 171V170H191ZM210 171V169L208 170V172ZM219 171H216L217 173H219ZM171 172V171H170ZM185 172V171H184ZM183 172V173H184ZM188 172H187V174H188ZM211 172H212V170H211ZM216 172H214L215 174H216ZM224 172H225V175H223L224 174ZM223 172V174L221 175V173H219L218 175L221 177V178H223V176H225L226 178H224V180L225 179H227L228 180V178L227 177H229L228 175H227V173H228V170L226 169V171H224ZM181 173H182V170H181ZM180 172L178 173V174H181ZM181 174V175H183L184 176V174ZM193 173V172H192ZM201 173H204L205 175L207 174L206 172H204V170H203V172L201 171ZM213 173V174H214ZM246 173H248L249 174V176H248V174H247V176H245L246 175ZM165 174V173H164ZM169 174V173H168ZM172 174H174V173H172ZM171 174V175H172ZM178 174H177V176H178ZM199 174V173H198ZM197 174V175H198ZM211 174V173H210ZM156 175V176H155ZM170 175V174H169ZM180 175V176H181ZM185 175H186V173H185ZM194 175V173L192 174V176ZM217 175V174H216ZM235 175V176H234ZM188 176V175H187ZM186 176V177H187ZM199 176L201 177V175L199 174ZM208 176V175H207ZM210 176V175H209ZM219 176H218V178H219ZM251 176H253V175H251ZM263 176V178H264V175H259V177H262ZM160 177V176H159ZM162 177V179H164L163 178V176H161ZM166 177V176H165ZM174 177V176H173ZM186 177L184 178H182V176H181V178L183 179V181H184V179H186ZM195 177H196V175H195ZM194 177V178H195ZM198 177V176H197ZM217 177V176H216ZM229 177V179H232V180H234L233 178H230ZM177 178V177H176ZM180 178V177H179ZM253 179H255L256 178V176L254 177H252ZM191 179H192V177H191ZM197 179H199V178H197ZM216 179V178H215ZM249 179V182L246 180L245 182H247L246 183V185L247 184H249L250 183V179H251V177H249L248 178ZM252 179V180H253ZM257 179H259V178H257ZM261 179V178H260ZM196 180V179H195ZM214 180V179H213ZM221 180V179H220ZM224 180H222V182L225 184V181ZM232 180H230L229 182L231 183V181ZM236 180H234V181H236ZM256 180V179H255ZM255 180H253V183H254V181ZM264 180V179H263ZM263 180L261 181H259V180H256V182L258 181V185L257 186H259L258 188H256V189H259V188H261L262 187V185L260 186V184H259V182H263ZM162 181V180H161ZM216 181V180H215ZM234 181H232V183H231V185H234L233 183H234ZM187 182H188V180H187ZM193 182V181H192ZM228 182V183H229ZM255 182V183H256ZM196 183H197V181H196ZM227 183V182H226ZM236 183V184H237ZM264 183V182H263ZM193 185H194V183H192ZM236 184H235V187H236ZM180 185V184H179ZM227 185H229V184H227ZM231 185H229V186H231ZM246 185H244V186H246ZM182 186V185H181ZM186 186H188V185H186ZM185 186V187H186ZM238 186V185H237ZM249 186V185H248ZM234 187V186H233ZM243 187V186H242ZM252 187V185H251V183H250V187H247L248 188V191L250 192L252 189H249V188H251ZM254 187V186H253ZM255 187H256V184H255ZM189 188V187H188ZM229 189V188H228ZM238 189V188H237ZM262 189H264L263 187L261 188V190H257V191H259V192H257L256 190H255V188L253 189V191H256L257 192V194H256V192H254V194L253 195H258V193H262ZM239 190V189H238ZM247 190V189H246ZM168 191V190H167ZM209 191V190H208ZM232 191V190H231ZM241 191H245V188H243V189H241ZM252 191V192H253ZM252 192H250V193H252ZM168 193H169V191H168ZM205 193V192H204ZM177 194V193H176ZM193 194H194V192H193ZM195 195H196V193H195ZM245 195H246V192H245ZM248 195V194H247ZM252 195V194H251ZM251 195H250V197H251ZM261 195V194H260ZM243 196V195H242ZM263 196H264V194H263ZM263 196H261V197H263ZM244 197V196H243ZM246 197V196H245ZM250 197H246V199L247 198H249V200L250 201H255L256 200V197L255 196H253L254 198H255V200H254V198L253 199H250ZM261 197H259V195H258V198H261ZM193 198H194V196H193ZM264 198V197H263ZM262 198V199H263ZM241 199H242V197L240 198V201H241ZM174 200V199H173ZM197 200V199H196ZM244 200V201H243ZM264 200V199H263ZM172 201V200H171ZM179 201V200H178ZM178 201H176V203H178ZM181 201V200H180ZM193 201V200H192ZM242 201L245 203V201H248V199L247 200H245V199H242ZM262 201V200H261ZM168 202V201H167ZM188 202V201H187ZM259 202V201H258ZM168 203H172V202H168ZM173 203H175V201L173 202ZM172 204L173 206L171 207V206H169L171 209H169V207H168V210L169 211H171L172 212V214H174V217L176 216L177 218H179L180 220L179 221H189V220H195V219H197L196 218V216L198 215L197 213H195V212H197L198 210H196L195 211V209L194 208H196L197 209V204L195 205V203H196V201H195V203H194V205H192L193 203H189L188 204V207H185V206H187V205H178V204ZM183 203V202H182ZM243 203V204H244ZM249 202H247V204H248ZM251 203V202H250ZM253 203V202H252ZM255 203V202H254ZM256 203H257V200H256ZM261 203V206H262V204L264 205V203H262V202H259V204ZM186 204V203H185ZM200 204V203H199ZM246 204V203H245ZM246 204V205H247ZM166 205V204H165ZM170 205V204H169ZM251 206H252V204H250ZM254 205H256V204H254ZM258 205V204H257ZM190 206V207H189ZM196 206V207H195ZM259 206V205H258ZM194 207V208H193ZM202 207H204L203 206V204L202 205H200V207H199V209L200 208H202ZM236 207V206H235ZM206 208V210L208 209L207 207H204V209ZM264 208V207H263ZM160 209V208H159ZM246 210H249V213H250V215H252V210L251 209H253V208H250V209H248V208H245ZM166 210V209H165ZM201 210V209H200ZM250 210H251V212H250ZM203 211V210H202ZM211 211V210H210ZM166 212L168 213V211L166 210ZM165 212V213H166ZM171 212H170V214H171ZM204 212H205V210H204ZM245 212H247V211H245ZM198 213H200V211L198 212ZM202 213V212H201ZM249 213L247 212V217H249L248 215H249ZM196 214V216H194ZM204 214H206V212L204 213ZM208 214V213H207ZM207 214H206V216H207ZM183 215H186L187 217H186V219L187 220H184V216ZM201 215V214H200ZM188 216H189V218H188ZM192 216H194L193 218H191ZM203 216V215H202ZM201 216V217H202ZM252 218H254L253 216H251ZM256 217V216H255ZM191 218V219H190ZM199 218H200V216H199ZM203 218H205L204 216H203ZM202 218V221L201 222H203V219ZM210 218H211V216H210ZM213 218V217H212ZM264 218V217H263ZM256 219V218H255ZM260 219V218H259ZM206 220V219H205ZM205 220H204V222H205ZM211 220V219H210ZM250 220H252L251 218H250ZM258 220V219H257ZM196 221V223H198L197 222V220H195ZM194 221V222H195ZM207 221H208V218H207ZM219 221V220H218ZM239 221V220H238ZM262 221V220H261ZM45 222V221H44ZM217 222V221H216ZM255 222H256V220H255ZM255 222H253V223H255ZM177 223H179V222H177ZM188 223V222H187ZM200 223V222H199ZM198 223V224H199ZM214 223H215V221H214ZM238 223V222H237ZM236 223V224H237ZM240 223V222H239ZM245 223V222H244ZM244 223H242L243 224V226H242V228L244 227ZM182 224V223H181ZM180 224V225H181ZM186 224V223H185ZM202 224H205V223H202ZM201 223H200V225H202ZM213 224V223H212ZM196 225V224H195ZM241 225V224H240ZM239 225V226H240ZM246 225V224H245ZM255 225H256V223H255ZM254 224H253V226H252V224H251V228L250 229H254V226H255ZM187 226V225H186ZM196 226H199V225H196ZM192 228H193V226H191ZM195 227V226H194ZM241 227V226H240ZM247 227H250L249 225H247L246 227H245V233L244 234H246V238L248 237L247 235H251V232H252V235H253V237L255 238H257V240L256 241H259V242H262V240L260 241V238H261V236H262V230H259V229H257L256 228V226H255V228L257 229V231L254 229L253 231H251L250 232V229L249 228H247ZM241 228V229H242ZM246 228L249 230H246ZM197 229V228H196ZM244 229V228H243ZM214 230V229H213ZM216 230V229H215ZM214 230V231H215ZM1 231V230H0ZM3 231H5L4 229H3ZM2 231V232H3ZM199 231V230H198ZM213 231V232H214ZM264 231V230H263ZM202 232V231H201ZM207 232V231H206ZM204 233V234H207V239L209 240L210 238H208V236H209V234L208 233ZM211 232V231H210ZM1 233V232H0ZM3 233H5V232H3ZM212 233V232H211ZM234 233H236V232H234ZM243 233V232H242ZM248 233V234H247ZM264 233V232H263ZM200 234H202V233H200ZM203 234V235H204ZM215 234L216 233H214V234H212L213 236H215ZM5 235H7L6 233H5ZM250 235H249V237H250ZM206 235H204V237H205ZM244 236H243V240H244ZM201 237L203 238V236L201 235ZM210 237V236H209ZM231 237V236H230ZM3 238V237H2ZM211 238H214V237H211ZM219 238V236H217V238L215 237V239H216V241H218L220 244H222L221 246H224V248L225 249H228L229 248V244L228 245H226V243L224 244L221 240H219L218 239ZM250 238H252V237H250ZM1 239V238H0ZM218 239V240H217ZM249 239V238H248ZM196 240V239H195ZM207 240V241H208ZM212 240H214V239H211V241ZM251 240V239H250ZM250 240L249 241H242L243 243H241L242 245L245 243H249L250 242ZM1 241V240H0ZM215 240L213 241V242H216ZM223 241H224V239H223ZM240 241V240H239ZM235 242V241H234ZM4 243V242H3ZM236 243V242H235ZM232 244H234L233 242H232ZM232 244H231V247H232ZM239 244V243H238ZM251 244V243H250ZM257 244H258V242H257ZM259 244H261V243H259ZM247 245H249V244H247ZM246 245V246H247ZM234 246H236L235 244L233 245V247ZM230 247V248H231ZM232 249V248H231Z\"/></svg>","mask_w":264,"mask_h":264},{"label":"crops","instance_id":"obj_3","mask_svg":"<svg viewBox=\"0 0 264 264\" xmlns=\"http://www.w3.org/2000/svg\"><path fill=\"white\" fill-rule=\"evenodd\" d=\"M2 37L0 28V62L10 55ZM3 68L0 71L7 70ZM32 78L27 76L29 84L22 85L23 80L21 82L10 73L6 78L0 75V262L8 259L10 240L13 243L22 240L21 233L27 223L29 231H37L39 183L45 190V186L55 179L60 187L64 176L59 173V168L63 172L64 158L65 164L69 161V156L64 155L57 126L58 120L69 113L71 104L64 95L56 110L39 109ZM47 150L57 154V163H46ZM52 187L56 189L57 186ZM82 214L79 210L71 214L70 208H66L59 224L62 227L59 230L62 233L58 245L60 253L51 264H159L158 250L149 239L154 231L148 224L127 230L126 240L116 238L112 244L109 240L100 243L87 238V234L92 233L87 232L86 216ZM33 217L35 222H32ZM63 218L65 226L62 225ZM165 242L160 249L169 252L170 263H193V258L177 244L169 247Z\"/></svg>","mask_w":264,"mask_h":264},{"label":"water","instance_id":"obj_4","mask_svg":"<svg viewBox=\"0 0 264 264\" xmlns=\"http://www.w3.org/2000/svg\"><path fill=\"white\" fill-rule=\"evenodd\" d=\"M1 7H18V8L32 9V10H41V9H39L37 7H34V6H30V5H26V4H15V3L0 4V8ZM61 17L67 18L66 16H61ZM75 21H77L79 23H82V24H85V25H88V26H91V27H94V28H97V29H101L103 31L112 32V33H116V34H127V35L129 34L130 35V33H128V32H121V31H118V30H112V29H109L107 27H104V26H101V25H97V24H94V23H90V22H86V21H82V20H75Z\"/></svg>","mask_w":264,"mask_h":264}]
</instances>
